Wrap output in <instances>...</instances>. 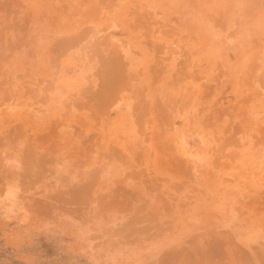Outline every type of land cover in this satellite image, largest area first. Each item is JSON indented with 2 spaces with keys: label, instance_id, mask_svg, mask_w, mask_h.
Listing matches in <instances>:
<instances>
[{
  "label": "rangeland",
  "instance_id": "1",
  "mask_svg": "<svg viewBox=\"0 0 264 264\" xmlns=\"http://www.w3.org/2000/svg\"><path fill=\"white\" fill-rule=\"evenodd\" d=\"M246 225L264 0H0V264H254Z\"/></svg>",
  "mask_w": 264,
  "mask_h": 264
},
{
  "label": "crops",
  "instance_id": "2",
  "mask_svg": "<svg viewBox=\"0 0 264 264\" xmlns=\"http://www.w3.org/2000/svg\"><path fill=\"white\" fill-rule=\"evenodd\" d=\"M118 79V78H117ZM124 95H122L123 97ZM117 109L119 112H125L126 107H131V100L130 98H119L117 100ZM126 101L127 104H126ZM202 144L205 143V141H201ZM246 159H241L239 161L240 164H243ZM209 159H206L204 157H200L197 159V172H204L206 168H208ZM251 229V233L249 236H245L246 232H249L248 230ZM238 238H234L233 241L238 245L239 249L241 250V253H235L233 260L236 261H251L254 262V264H264V258H262V255L258 253L259 249L255 245H264V230H261L259 228L251 227L250 225H246L245 230L241 231L240 233H237ZM231 260V259H229Z\"/></svg>",
  "mask_w": 264,
  "mask_h": 264
}]
</instances>
